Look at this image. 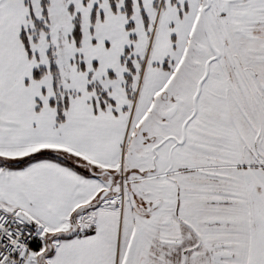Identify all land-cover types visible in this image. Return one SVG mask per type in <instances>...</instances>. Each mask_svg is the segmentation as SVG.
I'll return each mask as SVG.
<instances>
[{
    "label": "snow or ice",
    "instance_id": "1",
    "mask_svg": "<svg viewBox=\"0 0 264 264\" xmlns=\"http://www.w3.org/2000/svg\"><path fill=\"white\" fill-rule=\"evenodd\" d=\"M0 264H264V0H0Z\"/></svg>",
    "mask_w": 264,
    "mask_h": 264
}]
</instances>
